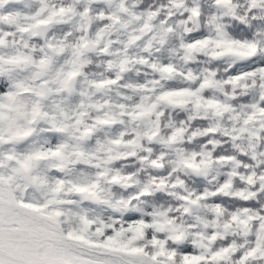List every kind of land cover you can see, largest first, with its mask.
Wrapping results in <instances>:
<instances>
[{
	"label": "snow or ice",
	"instance_id": "snow-or-ice-1",
	"mask_svg": "<svg viewBox=\"0 0 264 264\" xmlns=\"http://www.w3.org/2000/svg\"><path fill=\"white\" fill-rule=\"evenodd\" d=\"M0 264H264V0H0Z\"/></svg>",
	"mask_w": 264,
	"mask_h": 264
}]
</instances>
